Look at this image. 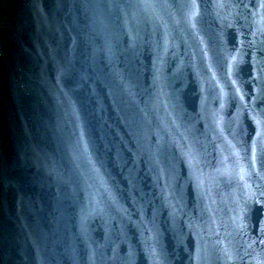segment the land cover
<instances>
[{"label": "water", "instance_id": "95a60500", "mask_svg": "<svg viewBox=\"0 0 264 264\" xmlns=\"http://www.w3.org/2000/svg\"><path fill=\"white\" fill-rule=\"evenodd\" d=\"M0 264H264V0H0Z\"/></svg>", "mask_w": 264, "mask_h": 264}]
</instances>
